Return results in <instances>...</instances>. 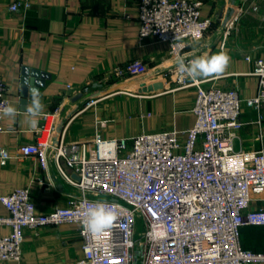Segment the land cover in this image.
Listing matches in <instances>:
<instances>
[{"label":"built area","instance_id":"obj_1","mask_svg":"<svg viewBox=\"0 0 264 264\" xmlns=\"http://www.w3.org/2000/svg\"><path fill=\"white\" fill-rule=\"evenodd\" d=\"M140 39L166 43L168 69L177 89L196 90L195 125L181 133H143L131 139H92L67 142L58 129V112L44 113L32 143L16 155L0 148V165L11 159L35 157L48 167L51 155L63 178L77 194L67 205L38 213L29 188L0 197L8 216H0V261L23 259L26 230L75 224L82 239L78 264H264V252L244 249L241 229L264 227V149L237 151L235 141L243 128L244 108L260 111L264 104V57H246L254 64L258 92L242 99L235 88L224 89L193 80L177 70V56L194 59L189 48L201 42L211 28L203 17V2L190 0H135ZM34 0H15L12 12L28 11ZM258 11L257 4H251ZM244 6H232L224 22L223 44L245 15ZM141 60L116 69L115 77L140 78L149 74ZM163 77V74L157 73ZM71 89V86H68ZM11 105L5 80L0 77V133L3 109ZM263 116L260 117L261 124ZM106 122H102L104 127ZM260 138H263L261 136ZM94 146V155L88 152ZM65 165L77 180L63 169ZM95 201L116 206L117 220L100 240L85 230L87 209ZM163 228L165 235L155 231Z\"/></svg>","mask_w":264,"mask_h":264},{"label":"crops","instance_id":"obj_2","mask_svg":"<svg viewBox=\"0 0 264 264\" xmlns=\"http://www.w3.org/2000/svg\"><path fill=\"white\" fill-rule=\"evenodd\" d=\"M14 1L0 0V77L19 114L14 119L4 117L0 148L16 155L22 145L35 140V129L26 116L32 98L30 93L25 98L22 94L24 83L32 86L34 81L44 113L58 112V129L65 132L67 142L88 141L97 133L111 140L173 131L181 133L182 141L187 139L184 133L196 122V90L177 89L171 81L167 71L173 62L167 59L166 43L140 39L135 0H34L30 10L17 13L10 10ZM190 1L203 2V17L212 22L205 38L189 48L194 59L221 51L230 56L221 76L198 79L207 81V86L235 88L242 99L255 97L258 79L253 76L254 64L246 57H264V0ZM251 4H257L258 11H253ZM232 6H244L247 11L222 46L221 31ZM134 60L148 65L147 76L115 77L116 69ZM156 83L163 89L142 92ZM242 120L235 149H264V104L260 111L244 108ZM102 122H106L104 127ZM88 152L94 155L92 144ZM62 169L77 180L65 165ZM25 187L41 214L65 207L70 195L77 194L51 155L46 170L35 157L0 165V197ZM0 216H8L1 202ZM9 233L8 227L0 229V236ZM240 240L244 249L264 252V227L242 228ZM83 257L79 227L62 224L26 230L23 259L0 264H78Z\"/></svg>","mask_w":264,"mask_h":264},{"label":"clouds","instance_id":"obj_3","mask_svg":"<svg viewBox=\"0 0 264 264\" xmlns=\"http://www.w3.org/2000/svg\"><path fill=\"white\" fill-rule=\"evenodd\" d=\"M177 70L186 74L187 77L196 80L210 76H221L227 69L230 56L225 51L214 55L204 54L196 57L189 63H185V58L177 56L175 58ZM32 102L27 106L26 116L33 129H36L39 119L44 114L45 105L42 103L39 93L33 89L31 92ZM5 116L15 118L19 113L17 108L9 105L3 109ZM87 217L84 220L85 230L92 234L94 239L100 240L106 230L110 229L117 220L116 206H108L104 201H95L87 209ZM157 236L165 235L163 228L157 229L154 233Z\"/></svg>","mask_w":264,"mask_h":264},{"label":"water","instance_id":"obj_4","mask_svg":"<svg viewBox=\"0 0 264 264\" xmlns=\"http://www.w3.org/2000/svg\"><path fill=\"white\" fill-rule=\"evenodd\" d=\"M36 84H37V82H36ZM35 86H36L35 85V81L33 82L32 86H30L29 83H24V85L22 86L23 97L25 98L27 96V93H30L29 96H30V98H32V95H31L32 90L35 89L38 92V88H37V86L36 87ZM162 89H163V85L160 84V83H156V84H153V85H151L149 87L143 88L142 92L143 93H152V92L160 91ZM24 101H26V100L24 99Z\"/></svg>","mask_w":264,"mask_h":264}]
</instances>
